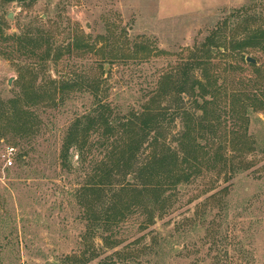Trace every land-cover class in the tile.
Returning <instances> with one entry per match:
<instances>
[{
    "label": "rangeland",
    "instance_id": "1",
    "mask_svg": "<svg viewBox=\"0 0 264 264\" xmlns=\"http://www.w3.org/2000/svg\"><path fill=\"white\" fill-rule=\"evenodd\" d=\"M245 8L264 26V0H0V45L11 47V41H2L20 35L26 27L37 29L32 21L43 18L53 22L38 26L44 36L52 33L56 48L63 52L57 62L46 65L18 55L13 59L0 55V110L2 104L30 93L32 77L23 83L19 79L25 65L39 66L36 84L44 85L48 76L57 80L99 77L101 99L124 109H139L154 97L162 79L179 80L190 58H207L209 50L216 58L221 88L232 90L249 80L260 85L264 51L259 45L234 49L232 41L237 11ZM78 28L85 42L97 45L95 52L68 54ZM118 40L122 44L128 40L134 50L139 46L137 58L152 51L151 59L113 61L111 43ZM247 58L257 64L248 63ZM202 73L195 71L197 76ZM86 86L67 91L58 107L47 108L49 100L44 99L35 111L39 125L34 130L28 119H22L19 127H9L0 119V264H97L104 259L113 264H193L196 260L199 264H264V113H251L249 135L254 146L246 158L252 167L232 181L226 211L218 207L210 211L197 231L186 227L210 196L230 184L223 179L200 180L185 188L177 207L148 229L141 230L135 217L119 236V247L109 248L99 237L88 240L87 220L72 197L84 172L69 174L59 161L68 127L93 105ZM172 88H163L161 108L169 113L177 107L192 109L194 103L188 98L180 101L170 96ZM185 118L176 117L170 130L177 132ZM10 148L16 150L14 165L7 167L4 155ZM23 152L26 158L21 163ZM72 153L76 162L78 153ZM211 225L217 229L215 234L210 232ZM180 226L186 231L180 233ZM212 235L221 238L216 247L209 241Z\"/></svg>",
    "mask_w": 264,
    "mask_h": 264
},
{
    "label": "trees",
    "instance_id": "2",
    "mask_svg": "<svg viewBox=\"0 0 264 264\" xmlns=\"http://www.w3.org/2000/svg\"><path fill=\"white\" fill-rule=\"evenodd\" d=\"M236 18L232 27L234 49L245 50L259 45L264 51V26L259 24V17L245 8L237 11ZM46 22L51 24L53 21L38 18L32 21L37 29L26 27L20 35L12 34L4 39L2 43L11 41L12 44L11 47L0 45V55H5L6 59L18 55L23 57L19 58L21 60L29 59L45 65L49 61L57 62L63 55L62 50L56 48L52 33L44 36L38 26ZM55 27L59 29L60 24L57 22ZM79 31L78 28L67 49L68 54L85 56L95 52L97 45L85 42ZM0 33L3 34L1 29ZM127 41L124 44L119 40L111 43L113 61L151 59L152 51L149 50L143 58H137L139 46L134 50ZM212 53L209 50L207 58H190L183 66L179 80L170 76L162 79L154 97L139 109H124L104 102L98 95L99 77L92 80L78 75L72 80H57L48 76L43 85L35 83L41 73L38 65H25L19 71L21 83L32 77L33 86L25 96L2 104L0 119H5L9 127H19L22 119H28L33 124L31 130L36 129L39 122L35 111L47 99V108L58 107L67 91L81 85L87 84L85 90L94 97L87 113L75 118L68 127L59 155L63 171L69 174L84 172V180L74 186L72 197L81 209V216L87 220L88 240L99 237L107 247H119L122 243L119 236L135 217L139 218L141 230L148 229L177 207L185 188L200 180L223 179L230 184L219 194L210 196L186 227L197 231L205 225L210 211L216 207L221 212L226 211L232 181L252 167L246 158V153L254 146L249 123L251 113H264V82L258 85L249 80L232 90L221 88L220 73ZM250 67L260 72L256 66ZM100 69L103 70V66L100 65ZM197 70L203 73L197 76ZM166 86H173L171 97L180 101L185 97L191 100L194 103L192 109L177 107L169 113L161 108L158 103L165 97L163 88ZM183 116L186 117L185 123L173 133L171 123L176 117ZM222 127L226 128L224 132ZM10 149L15 153V148ZM74 150L78 153L76 162ZM25 153L19 155V162L24 163ZM186 227L180 226V233L185 232ZM209 229L214 234L217 231L213 225ZM219 238L209 237L212 247L218 245ZM123 259H126L122 261L125 263L130 261ZM199 262L196 260L193 264ZM97 264L113 262L104 259Z\"/></svg>",
    "mask_w": 264,
    "mask_h": 264
},
{
    "label": "built area",
    "instance_id": "3",
    "mask_svg": "<svg viewBox=\"0 0 264 264\" xmlns=\"http://www.w3.org/2000/svg\"><path fill=\"white\" fill-rule=\"evenodd\" d=\"M14 155V149H10V151L4 155V159L6 161V166L7 167H12L14 165V161L12 156Z\"/></svg>",
    "mask_w": 264,
    "mask_h": 264
},
{
    "label": "water",
    "instance_id": "4",
    "mask_svg": "<svg viewBox=\"0 0 264 264\" xmlns=\"http://www.w3.org/2000/svg\"><path fill=\"white\" fill-rule=\"evenodd\" d=\"M9 19H10V20H13V18H12L11 15L9 16ZM247 62H248V63H251V64H253V65H256V64H257L256 60H255V59H252V58H247ZM10 84H11V82H10Z\"/></svg>",
    "mask_w": 264,
    "mask_h": 264
}]
</instances>
